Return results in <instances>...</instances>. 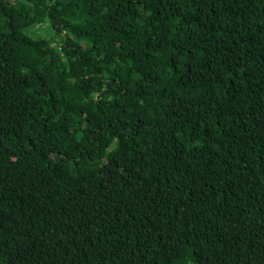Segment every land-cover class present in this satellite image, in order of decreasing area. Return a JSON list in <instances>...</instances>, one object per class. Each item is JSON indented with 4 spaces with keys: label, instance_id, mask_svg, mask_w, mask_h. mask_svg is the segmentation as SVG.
<instances>
[{
    "label": "trees",
    "instance_id": "16d2710c",
    "mask_svg": "<svg viewBox=\"0 0 264 264\" xmlns=\"http://www.w3.org/2000/svg\"><path fill=\"white\" fill-rule=\"evenodd\" d=\"M0 264H264V0H0Z\"/></svg>",
    "mask_w": 264,
    "mask_h": 264
},
{
    "label": "rangeland",
    "instance_id": "374dc122",
    "mask_svg": "<svg viewBox=\"0 0 264 264\" xmlns=\"http://www.w3.org/2000/svg\"><path fill=\"white\" fill-rule=\"evenodd\" d=\"M103 160H105V159H103Z\"/></svg>",
    "mask_w": 264,
    "mask_h": 264
}]
</instances>
